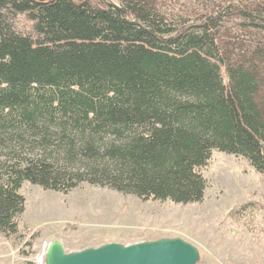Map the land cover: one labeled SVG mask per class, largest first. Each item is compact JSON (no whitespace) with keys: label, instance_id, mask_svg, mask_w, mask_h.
Segmentation results:
<instances>
[{"label":"trees","instance_id":"1","mask_svg":"<svg viewBox=\"0 0 264 264\" xmlns=\"http://www.w3.org/2000/svg\"><path fill=\"white\" fill-rule=\"evenodd\" d=\"M117 1L0 0L4 236L19 232L24 182L196 204L214 150L264 174V4L186 20Z\"/></svg>","mask_w":264,"mask_h":264},{"label":"rangeland","instance_id":"2","mask_svg":"<svg viewBox=\"0 0 264 264\" xmlns=\"http://www.w3.org/2000/svg\"><path fill=\"white\" fill-rule=\"evenodd\" d=\"M76 1L97 8L118 3ZM230 2L256 10L264 4V0H154V6L165 17L188 20ZM238 21L233 19L230 26L240 32ZM4 159L0 152V165ZM199 170L207 187L203 201L196 204L143 200L86 183L65 193L24 182L20 193L26 203L18 217L19 232L0 233V264H43L47 246L55 239L66 251L76 252L110 242L176 237L198 249V264H264V174L245 158L217 150ZM249 203V211H239Z\"/></svg>","mask_w":264,"mask_h":264},{"label":"water","instance_id":"3","mask_svg":"<svg viewBox=\"0 0 264 264\" xmlns=\"http://www.w3.org/2000/svg\"><path fill=\"white\" fill-rule=\"evenodd\" d=\"M43 264H198L200 254L181 238H159L131 244L110 242L68 252L60 240H52Z\"/></svg>","mask_w":264,"mask_h":264}]
</instances>
